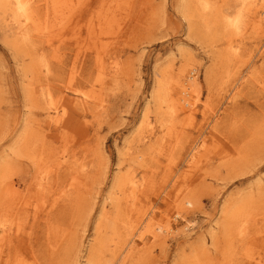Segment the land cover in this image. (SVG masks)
<instances>
[{"label":"rangeland","instance_id":"1","mask_svg":"<svg viewBox=\"0 0 264 264\" xmlns=\"http://www.w3.org/2000/svg\"><path fill=\"white\" fill-rule=\"evenodd\" d=\"M207 1L217 19L204 0H36L20 34L0 6V264H264V22ZM185 65L197 89L174 112L159 98Z\"/></svg>","mask_w":264,"mask_h":264},{"label":"bare ground","instance_id":"2","mask_svg":"<svg viewBox=\"0 0 264 264\" xmlns=\"http://www.w3.org/2000/svg\"><path fill=\"white\" fill-rule=\"evenodd\" d=\"M69 0H45V5H50L51 8H53V11L55 13H59L60 15H63L65 11L69 12L72 9V6L66 4ZM71 1V0H70ZM235 2L238 5H241L243 8L247 7V12L245 17L246 20L244 21L243 15L240 11H237L233 14L226 15L223 17L224 19V26L229 28V29H235L239 30L241 26H243L246 29H251L253 32L260 31L261 30V25L264 22V0H235ZM71 4V3H70ZM0 6L5 12H10L11 14V21H12V27L16 31V33H19L26 29L28 26H32L35 23V18L37 15V7L38 5L36 4V0H0ZM201 11L204 13L205 18L206 17H212V18H218L219 13L213 10V7L211 5L210 1L204 0V3L202 5ZM244 21V22H243ZM39 37V36H38ZM187 66L185 65L180 73L178 74L177 77V84L176 87H172L171 85L167 87L166 89H171L173 88L174 91H176L178 98H174L173 94L169 93L168 98H165L166 96L160 97V105L163 103H167L168 107L173 110L174 112H178L180 110L184 109L185 105V100L187 99L186 96H189L191 93L195 92L197 88L196 87V79L186 75L183 73L187 72ZM46 72H48V67L45 66ZM72 77V76H71ZM73 78V77H72ZM162 87V86H161ZM163 89V88H162ZM169 92V91H168ZM175 94V92H174ZM48 97H50L48 95ZM62 99H65V105L68 107H75L76 109L79 110H87L90 108L91 103V98L83 93H75V96L71 99H66L62 97ZM64 102V101H63ZM46 104V110L47 112H53L54 114L57 115V111L55 108V105L51 99H48L45 101ZM65 115L62 114L60 117H53L48 115L47 119V124H53L57 125L61 122V117ZM58 116V115H57ZM138 189L137 182L133 178H129L128 180L122 182L120 186L118 187L119 192L121 193H128L129 195L133 196L135 191ZM6 190L10 193V191H13L12 184L9 182L6 183ZM192 201L190 199H186L184 203L180 202L175 204V208L177 210H180L184 208L185 206H191ZM247 214L246 212H243V210H238L234 212L230 218L229 221H226V214L223 217V221L225 222V231H226V226L228 229L233 227L234 232L232 235V238H229V241L235 240V244L241 243L243 241V234L239 233L235 229V225L238 224V221H240L243 218H246ZM168 224L166 225V227ZM168 227L163 230L165 231L166 234L169 233ZM6 228H3L1 231L5 232ZM161 229H159L158 232H160ZM229 231V230H228ZM231 235H228V237H231ZM160 234L159 233H152V239H159ZM140 239H143L142 237H139ZM143 241H141L142 243ZM131 244L130 250H134L137 248L139 243L135 241H130ZM207 264V262L204 261H196L192 264ZM257 264V263H255Z\"/></svg>","mask_w":264,"mask_h":264}]
</instances>
